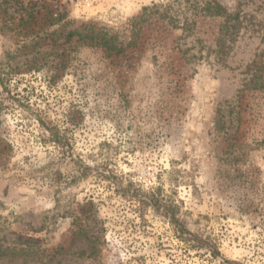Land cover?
Listing matches in <instances>:
<instances>
[{
    "label": "rangeland",
    "instance_id": "374dc122",
    "mask_svg": "<svg viewBox=\"0 0 264 264\" xmlns=\"http://www.w3.org/2000/svg\"><path fill=\"white\" fill-rule=\"evenodd\" d=\"M208 1L0 0V264H264V0Z\"/></svg>",
    "mask_w": 264,
    "mask_h": 264
},
{
    "label": "trees",
    "instance_id": "16d2710c",
    "mask_svg": "<svg viewBox=\"0 0 264 264\" xmlns=\"http://www.w3.org/2000/svg\"><path fill=\"white\" fill-rule=\"evenodd\" d=\"M204 13L211 18H219L222 19V22L219 26V36L216 39V46L220 49L224 48L225 40L239 28L240 23L238 20V16L232 13H228L225 7L220 5L214 0H209L206 2L205 6L203 7ZM232 38H230L231 40ZM143 206V202H140ZM166 216L168 218V223L172 227L176 238L180 241L188 243L194 250L200 251L204 250L210 254L211 257L216 258L218 256V250L216 246L209 241L208 238H204L198 235L195 232L187 229L183 223L180 221L178 213L174 210ZM0 249V256H4ZM4 254V255H3Z\"/></svg>",
    "mask_w": 264,
    "mask_h": 264
}]
</instances>
